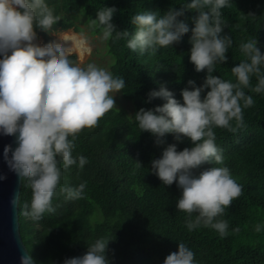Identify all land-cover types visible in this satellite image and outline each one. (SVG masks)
Returning a JSON list of instances; mask_svg holds the SVG:
<instances>
[{
	"label": "clouds",
	"instance_id": "9594fccd",
	"mask_svg": "<svg viewBox=\"0 0 264 264\" xmlns=\"http://www.w3.org/2000/svg\"><path fill=\"white\" fill-rule=\"evenodd\" d=\"M227 6L228 0H191L179 10L143 11L131 17L134 32L117 29L112 22L115 7L104 6L95 19L89 20L91 27L100 28L104 40H126V46L141 55L173 46L191 31L190 61L197 72L206 70L203 85L198 87L189 80V87L181 92L182 103L162 85L159 91H150L148 100L162 98L166 103L154 109L141 108L134 119L141 132L157 138V145L165 144L167 134H174L178 142L190 139L194 145L191 148L178 151L176 144L164 148L161 158L151 161V171L163 185L178 182L182 195L176 207L187 213L189 231L203 226L216 230L221 237L228 234V223L218 217L242 194V186L227 167H212L198 176L193 170L207 162L224 164L213 129L234 131L232 121L243 127V109L254 104L244 89L264 93V54L257 40L239 45L246 59L231 68L234 82L213 75L217 63L227 62L226 53L233 45L232 37L224 34L221 10ZM189 10L198 13L192 18V29L178 19ZM59 19L46 0H0V134L16 136L18 144L15 150L6 146L3 155L9 169L22 183L27 181L32 191L30 205L24 204L22 214L33 221L56 211L52 200L57 189L68 201L83 198L86 182L78 187L61 186L60 165L68 170L78 161L83 169L87 159L72 155L80 132L97 127L99 120L116 107L115 96L126 86L123 77L94 63L81 67L70 59L72 46H66L68 40L38 43L36 28L50 33ZM253 76L257 80L254 87ZM136 167H142L141 163ZM6 178L0 175V180ZM19 200L20 194L14 193L11 207L17 208ZM261 227L257 224L254 230L260 232ZM110 240H95L85 254L67 258L64 264H110L106 255ZM20 260L21 264H35L27 250ZM164 264H195V253L179 242L178 251L169 254Z\"/></svg>",
	"mask_w": 264,
	"mask_h": 264
},
{
	"label": "trees",
	"instance_id": "16d2710c",
	"mask_svg": "<svg viewBox=\"0 0 264 264\" xmlns=\"http://www.w3.org/2000/svg\"><path fill=\"white\" fill-rule=\"evenodd\" d=\"M190 2L46 0L54 15L60 18L51 31L80 32L78 22L83 17L92 33L101 30L91 27L89 20L95 19L97 11L104 6L117 9L112 22L118 30L134 32L133 15L156 10L163 13L170 7L179 10ZM228 3L221 12L224 34L232 37L233 45L226 53L227 62L217 63L213 75L234 82L236 78L231 68L246 59L239 50L241 43L257 40L264 54V0H228ZM196 15L198 13L189 10L178 19L192 29L195 26L192 18ZM36 32L44 41L48 40L49 32L38 27ZM190 37L191 31L179 43L144 55L129 49L126 40H106L109 72L125 79L126 86L120 94L130 102L132 111L114 107L99 120L97 127L80 132L72 155L87 159L83 169L79 168L78 161L68 170H63L61 163V186L78 187L86 182L83 198L68 201L57 189L52 200L56 211L33 221L22 214L24 204L30 205L32 191L27 181H21L19 230L37 264H64L67 258L85 254L89 244L99 238L111 239L106 252L110 264H143L153 257L158 259L156 264H164L169 254L178 251L179 242L195 253V264H264V93L244 89L252 96L254 104L243 109V127H237L232 121L234 131L213 129L224 164L207 162L193 170L198 176L212 167H227L242 186V194L218 217L228 223L225 237L203 226L189 231L187 213L176 207L182 195L178 182L163 185L151 171V161L161 158L164 148L169 144H176L178 151L191 148L194 145L190 139L178 142L174 134H167L165 144L157 145V138L149 132H141L134 119L141 108L154 109L166 103L162 98L148 100L150 91H159L162 85L181 103V92L189 87V80H194L198 87L203 85L207 72H197L190 61ZM74 58V54L70 55V59ZM256 83L253 76L251 85L254 87ZM137 162L142 167L137 168ZM257 224L262 226L260 232L254 230ZM237 227L239 232L234 231Z\"/></svg>",
	"mask_w": 264,
	"mask_h": 264
},
{
	"label": "water",
	"instance_id": "95a60500",
	"mask_svg": "<svg viewBox=\"0 0 264 264\" xmlns=\"http://www.w3.org/2000/svg\"><path fill=\"white\" fill-rule=\"evenodd\" d=\"M8 145L13 150L18 147L16 136L0 134V175L7 177L0 180V264H21V254L27 248L19 230L18 207L10 205L13 194L20 192L21 179L9 169L4 159V148Z\"/></svg>",
	"mask_w": 264,
	"mask_h": 264
},
{
	"label": "rangeland",
	"instance_id": "374dc122",
	"mask_svg": "<svg viewBox=\"0 0 264 264\" xmlns=\"http://www.w3.org/2000/svg\"><path fill=\"white\" fill-rule=\"evenodd\" d=\"M78 25L82 28L80 32H75L70 29L50 31V33H48V40L44 41V38L39 35L38 43L46 45L53 41L63 42L62 39L68 40L66 46H72L71 55H75V58L72 59L74 62L79 64L81 67H86L89 63H94L97 67L104 68L109 71L110 59L105 52L106 40L102 38V33H92L88 28V24L84 22L83 17H81ZM115 100L116 107H124L128 110V112L132 111L130 102L125 100L121 96L120 92L116 94ZM156 261L158 262V259L153 257L145 261L143 264H156Z\"/></svg>",
	"mask_w": 264,
	"mask_h": 264
}]
</instances>
